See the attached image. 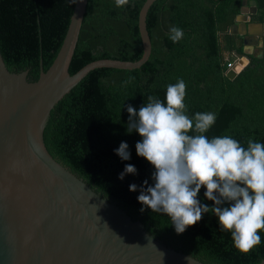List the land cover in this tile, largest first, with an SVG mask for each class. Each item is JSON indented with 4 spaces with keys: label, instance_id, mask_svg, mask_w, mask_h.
Wrapping results in <instances>:
<instances>
[{
    "label": "trees",
    "instance_id": "16d2710c",
    "mask_svg": "<svg viewBox=\"0 0 264 264\" xmlns=\"http://www.w3.org/2000/svg\"><path fill=\"white\" fill-rule=\"evenodd\" d=\"M76 0H0V51L10 72H28L36 81L40 66L46 71L54 61ZM243 0H157L147 13L146 27L152 50L139 69H96L60 100L50 112L43 132L51 156L139 219L147 232L166 246L206 264H258L264 259L261 243L244 254L235 249L231 234L220 230L208 212L194 226L177 234L162 213H153L137 201L145 180L152 185L154 168L138 157L135 144L141 137L126 132L128 105L139 110L148 96L163 101L166 86L178 79L186 83V114H216L206 135H228L242 146L249 138L264 143V58L249 57V64L234 79L227 72L242 54V38L223 34L236 24ZM145 0H88L69 73L101 60L138 61L142 44L138 16ZM264 13V0H256ZM183 30L173 43L169 29ZM192 134V133H190ZM128 144L130 159L122 161L115 150ZM126 164L135 175L118 179ZM135 184L137 191L130 192ZM202 188L198 199L209 207Z\"/></svg>",
    "mask_w": 264,
    "mask_h": 264
},
{
    "label": "water",
    "instance_id": "95a60500",
    "mask_svg": "<svg viewBox=\"0 0 264 264\" xmlns=\"http://www.w3.org/2000/svg\"><path fill=\"white\" fill-rule=\"evenodd\" d=\"M155 1L145 0L139 12L138 61L101 59L70 75L88 0L75 1L61 47L36 81L27 71L10 72L0 51V264H206L150 235L139 219L54 159L43 138L52 109L90 72L130 71L148 61L146 17ZM255 5L240 15H255ZM223 34L243 36L244 46L255 39L252 47L264 58V31L250 35L235 24ZM249 55H237L248 62L238 61L229 79L248 66Z\"/></svg>",
    "mask_w": 264,
    "mask_h": 264
},
{
    "label": "clouds",
    "instance_id": "9594fccd",
    "mask_svg": "<svg viewBox=\"0 0 264 264\" xmlns=\"http://www.w3.org/2000/svg\"><path fill=\"white\" fill-rule=\"evenodd\" d=\"M127 3L115 0L117 7ZM183 36L182 29H169L173 43ZM186 87L178 79L166 86L163 101L150 95L138 111L131 105L126 108V132L141 137L135 144L136 155L154 168L153 184L145 180L140 187V211L146 207L164 214L178 235L211 212L220 230L231 234L235 249L247 254L261 243L259 233L264 230V143L249 138L245 147L228 135L209 138L206 133L216 114L197 112L190 118ZM115 154L129 160L128 144L121 142ZM136 172L134 165L126 164L118 179ZM202 188L211 207L198 199ZM129 191H137V186L130 184Z\"/></svg>",
    "mask_w": 264,
    "mask_h": 264
},
{
    "label": "crops",
    "instance_id": "0c3cea01",
    "mask_svg": "<svg viewBox=\"0 0 264 264\" xmlns=\"http://www.w3.org/2000/svg\"><path fill=\"white\" fill-rule=\"evenodd\" d=\"M247 2V6L246 7H242L241 8L246 11V12H250L253 11V2H255V7H256V14L255 15H238V17L236 18V24L239 26V29L241 30V32L243 31L246 34H250V35H254V34H260L264 31V13L259 11V4L256 2V0H246ZM241 10V9H240ZM244 20V21H243ZM245 35V34H244ZM234 36H239L242 38V53L243 51H249L250 56L253 57H258L260 58L261 56V52L259 50H255L252 47V44L254 43V40L252 39L253 43L251 41H248V43H252V44H248V46H244L243 45V36L240 35H234ZM242 64H246L248 61L243 57L242 59L237 60L236 59V63Z\"/></svg>",
    "mask_w": 264,
    "mask_h": 264
},
{
    "label": "rangeland",
    "instance_id": "374dc122",
    "mask_svg": "<svg viewBox=\"0 0 264 264\" xmlns=\"http://www.w3.org/2000/svg\"><path fill=\"white\" fill-rule=\"evenodd\" d=\"M235 65H236V62H235V64H234V66L230 69V71L228 72L229 74H230L233 70H235V69H234ZM231 74H232V73H231Z\"/></svg>",
    "mask_w": 264,
    "mask_h": 264
},
{
    "label": "built area",
    "instance_id": "2783aa9c",
    "mask_svg": "<svg viewBox=\"0 0 264 264\" xmlns=\"http://www.w3.org/2000/svg\"><path fill=\"white\" fill-rule=\"evenodd\" d=\"M233 67V66H232Z\"/></svg>",
    "mask_w": 264,
    "mask_h": 264
}]
</instances>
